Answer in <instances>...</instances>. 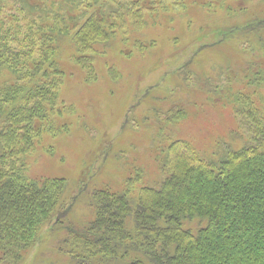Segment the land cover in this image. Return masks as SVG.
I'll return each instance as SVG.
<instances>
[{
  "label": "rangeland",
  "instance_id": "obj_1",
  "mask_svg": "<svg viewBox=\"0 0 264 264\" xmlns=\"http://www.w3.org/2000/svg\"><path fill=\"white\" fill-rule=\"evenodd\" d=\"M9 1L0 0V22L25 18L18 10L22 0ZM87 2L30 3L47 9L51 23L58 18L54 11L66 12L77 3L79 14ZM118 4L125 11L116 9L122 18L112 21L114 35L87 52L93 69L77 63L72 32L59 45L55 58L63 78L56 87V106L48 108L49 119L40 123L33 148L15 171L27 179L65 180V205L43 225L19 264H74L72 239L95 216L94 191L121 194L132 186L136 196L140 187L158 185L165 175L157 163L171 141H189L208 159L244 145L251 131L244 114L234 111L233 94H247L252 105L242 108L245 115L264 123V0H99L76 18L77 24ZM254 17L262 20L260 25ZM48 74L40 80L59 76ZM29 75L0 66L1 99L7 84ZM9 102L0 100V116ZM180 111L185 116L173 120ZM5 149L0 139V155Z\"/></svg>",
  "mask_w": 264,
  "mask_h": 264
},
{
  "label": "trees",
  "instance_id": "obj_2",
  "mask_svg": "<svg viewBox=\"0 0 264 264\" xmlns=\"http://www.w3.org/2000/svg\"><path fill=\"white\" fill-rule=\"evenodd\" d=\"M30 2L22 0L18 9L26 24L25 18L0 22V66L30 74L28 80L16 77L0 97L10 101L0 116V139L7 149L0 155V264H19L43 225L65 205V180L27 179L15 171L33 148L40 123L49 119L48 108L56 106V87L63 78L55 58L59 45L72 32L82 55L75 56L77 63L93 69L87 52L114 35L112 21L122 18L116 9H124L109 5V11L92 12L77 24L76 18L99 0L87 2L79 14L74 3L66 12L54 11L58 18L50 23L49 11ZM254 18L260 25L262 20ZM48 73L59 76L44 83L40 76ZM247 96L240 91L231 101L235 113L248 120L251 133L244 145L208 159L191 142L176 139L160 153L157 165L165 177L158 185L142 186L136 196L132 186L121 194L96 189L90 201L95 216L71 241L74 264H264V123L245 115L244 107L252 105ZM184 116L180 111L172 117L179 121Z\"/></svg>",
  "mask_w": 264,
  "mask_h": 264
}]
</instances>
